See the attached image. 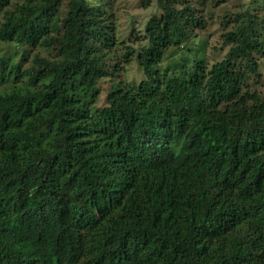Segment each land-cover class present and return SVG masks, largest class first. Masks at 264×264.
I'll use <instances>...</instances> for the list:
<instances>
[{
	"label": "trees",
	"instance_id": "trees-1",
	"mask_svg": "<svg viewBox=\"0 0 264 264\" xmlns=\"http://www.w3.org/2000/svg\"><path fill=\"white\" fill-rule=\"evenodd\" d=\"M156 5L122 82L103 0H0V264H264V16L208 66L170 59L196 8Z\"/></svg>",
	"mask_w": 264,
	"mask_h": 264
},
{
	"label": "rangeland",
	"instance_id": "rangeland-1",
	"mask_svg": "<svg viewBox=\"0 0 264 264\" xmlns=\"http://www.w3.org/2000/svg\"><path fill=\"white\" fill-rule=\"evenodd\" d=\"M11 1L20 2L22 0ZM103 2L106 3L116 25V36L119 40L113 53L107 52L105 66L112 70L113 64H116L115 71H113L115 74L111 77L116 81H138L143 77L140 66L134 58L126 62L123 53L129 46L137 48L143 41L144 24L157 11L156 0H103ZM183 3L196 8V13L200 15L203 26L195 27L190 42L173 52L170 59L179 60L183 56L192 55L200 50L208 66L221 59L227 52L229 44L225 42L223 34L233 26L240 13L250 9L258 16H264L263 0H183ZM226 19L230 21L227 23ZM238 39L240 38L236 36L234 40ZM5 46L6 44L3 47ZM37 50L41 55H51L49 49H28L26 58L22 60V68L31 63L33 54ZM17 51L19 53L21 48H17ZM259 60L261 67L256 83L264 95V57Z\"/></svg>",
	"mask_w": 264,
	"mask_h": 264
}]
</instances>
